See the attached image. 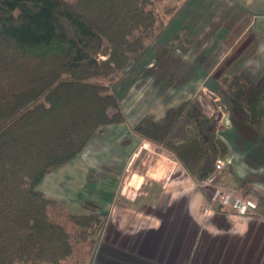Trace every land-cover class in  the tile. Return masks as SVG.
I'll return each instance as SVG.
<instances>
[{"label":"trees","instance_id":"1","mask_svg":"<svg viewBox=\"0 0 264 264\" xmlns=\"http://www.w3.org/2000/svg\"><path fill=\"white\" fill-rule=\"evenodd\" d=\"M158 1L0 0V264H66L87 243V258L71 263L86 264L103 215L72 212L39 184L122 120L108 113L118 99L105 80L161 31ZM222 82L238 122L264 132V78ZM135 131L164 143L198 180L229 150L195 99L145 115Z\"/></svg>","mask_w":264,"mask_h":264},{"label":"rangeland","instance_id":"2","mask_svg":"<svg viewBox=\"0 0 264 264\" xmlns=\"http://www.w3.org/2000/svg\"><path fill=\"white\" fill-rule=\"evenodd\" d=\"M214 5L210 0H159V12L163 18L161 31L149 42L143 53L132 57L122 73L111 82L105 80L110 83L118 99V105L110 107L108 113L111 117L119 115L122 120L107 124L91 138L88 147L100 152L107 167L91 168L85 179L83 178V184L87 183L86 191L90 193L107 189L114 194L115 200L108 205L111 207V215L103 216L96 244L86 259V264L100 261L99 249L103 242H124L128 237L130 239L127 241L134 240L133 233L139 230L140 224L132 223V218L118 217L121 215L119 210L123 213V210L128 212L139 209L144 214L143 225L161 224L152 214L149 218L146 216L149 211L162 208L165 195L172 194V189L178 196L197 193L201 197L203 194L205 201L203 197L196 198L194 194L195 198L191 199L189 207L183 208L184 211L179 210L180 216L176 212L178 209L174 208L167 218L168 222L173 219V225L170 227L169 224L167 231L164 225L158 228H143L152 233L154 241L158 243L172 241L175 245L174 254L183 253L184 258L189 255L199 259L203 252L201 244L214 240V232L207 230L199 240L198 234L204 231L208 219H199L196 206L198 203L195 201L203 200L206 206L210 189L203 188L201 183L204 180H198L189 173L164 143L144 137L135 131V126L145 115L152 114L161 118L162 116H157L158 112L176 107L187 99L200 101L205 113L216 119L217 136L225 139L229 145L225 157L220 156L226 164L217 172L219 183L235 187L240 194L246 196V192H252L247 189L248 186L251 188L257 185L242 182L240 177L237 179V175L246 178L250 171L257 180L264 181V132L238 122L225 90L216 86L222 85V80L227 76H238L247 87L254 86L264 78V34L258 33L254 24L246 19L226 21L225 11H218ZM150 109L152 111H149ZM128 111L137 117L140 116L136 123L128 121ZM138 111H141V114H138ZM128 126H131L133 131V137L130 136L128 140L130 146L127 148L130 157H127L125 169L120 171L123 146L114 139L113 130L119 132ZM108 142L111 144L110 148L103 150ZM247 147L259 148V151H256L261 153L262 158L256 159L253 154L246 153L244 148ZM261 149L263 153L260 152ZM81 179L78 177L76 182L80 184ZM167 180H172L171 186L166 183ZM133 184L134 187L130 188ZM130 189L134 190L132 195H129ZM82 192L79 186L76 187L73 190V198L80 199ZM262 195L263 198H256L260 202L264 199V194ZM96 196L95 198L99 197ZM177 203L176 207L182 204L181 201ZM79 208L73 205L69 210L81 213ZM84 208L87 209L84 213L99 212L102 215L95 206L89 205L87 208L84 205ZM127 225L136 229L127 228V232L131 234H121L119 226L123 228ZM141 237L143 236L139 232L137 239ZM198 241L200 246L194 255V250L186 248ZM180 244H185V248H177ZM88 247L87 243H79L76 256L66 264L74 263L75 258L82 255L87 258ZM160 253L161 251H158V254Z\"/></svg>","mask_w":264,"mask_h":264},{"label":"crops","instance_id":"3","mask_svg":"<svg viewBox=\"0 0 264 264\" xmlns=\"http://www.w3.org/2000/svg\"><path fill=\"white\" fill-rule=\"evenodd\" d=\"M210 3L215 4L214 8L218 9V11H225L226 21H239V19H246V21H251V23L254 24V27L258 33L264 34V25H259V23L264 24V0H210ZM149 111H152V109ZM165 111L162 110L161 112H158L157 116H163ZM127 113L128 121L136 123L139 120L140 116L137 117L136 115H133L131 111H128ZM138 114H141V111H138ZM133 123L130 124L132 125ZM128 128H122L120 129L121 131L119 130V132H116V129L113 130L114 139L118 144L123 146L121 151L122 159L119 168L120 171L125 169L127 165V157H130V152L128 151L129 149L127 150V148L130 146V142L128 140L129 137L132 136L133 131L131 126H128ZM109 145H111L109 142L105 144L103 150H108L110 148ZM256 150L259 151V148H244L246 153L253 154L256 159L262 158L261 153H258ZM260 152H262V149ZM101 156L102 155L97 151V149L90 148L87 145L85 149L73 160L55 169L54 171L47 173L41 180L39 188L45 193L47 197L65 202L67 207H70V209L73 207V205H75L80 207L79 210H82L81 213H84L87 210L84 208V205L85 207L87 206V208L89 205H92L101 211L103 216L109 217L111 215V207L108 205L114 202V194H112L107 189L100 191L97 190L90 193L86 191L87 183L86 185L83 184V178L85 179L91 168L97 169L99 167H107L105 162L106 160L103 157L101 158ZM111 168L112 167L109 169ZM250 173L251 172L249 171L246 178L237 175V179L239 180L241 178L242 182H248L254 186H258L251 188L248 186L247 189L252 192H246V196L253 198V200H255L257 203V209L250 215L244 217L243 221L241 222H231L225 213L213 211L206 215L203 213V200H195L198 203L196 206L198 207L197 215L199 219H208L204 231L199 232L198 234V236H200L199 240L202 239L206 230L207 232H214V240L210 241V243L204 242L201 244L203 252L201 254L202 257L199 259H195L194 257L192 258L189 255L184 258L183 253H177L175 255L173 252L175 245L172 241L168 242L166 240L165 242L158 243L157 241H154V235L148 232L146 229L150 226L158 228L164 225L167 231L169 224L170 227L173 225V219H171V222H168L167 218L170 216L174 208L178 209L176 210L178 214L180 209L189 207V203L191 202L192 198H195V195L196 198L203 197L204 199L203 194L200 197L197 193H194L195 195L191 194L178 196V194L173 192L174 189H172V194L170 193V195H165V198L163 199L165 203L161 205L162 208L160 210L149 211L148 216H146L149 218V216L152 214V217L158 218L160 220L159 222L161 223L159 225L158 223L155 225H143V221L145 220L142 218L143 212L139 209H134L133 211L131 210L128 212L127 210H123V213L119 210L121 215H118V217L124 219L132 218L130 221H132V223L140 224L139 226L137 225L140 228L138 231H134V240L132 242L127 241L130 239L129 237L124 242L117 240L112 242H103L99 249L98 261H100L94 264H264V202H262L264 199L261 202L256 199L257 196L263 198L262 194H264V181L261 179L257 180V178L253 177V174ZM249 175H252V177ZM78 177L82 178L80 184L76 182ZM185 180L187 181V179ZM171 181L169 182L167 180L166 183H169L171 186ZM254 182H260L261 184ZM183 185L185 186L186 184ZM78 186L81 188V190H83V192L80 199H74L73 190H75V188ZM131 187L133 188L134 184L130 185V188ZM103 191L106 192L103 193ZM133 193L134 190L130 189L129 195H132ZM95 196L97 198H95ZM177 196V201H181L182 204L177 205L176 207L175 205L178 204L176 201ZM183 197L186 199H183ZM185 203L187 205H185ZM178 216L180 215L178 214ZM181 225L183 226L184 223L182 222ZM127 226L123 228L119 226V232L123 235H130L131 233L127 232V228L136 229V227ZM145 226L147 227L143 228ZM139 232L143 237L137 239V234ZM207 232L206 236L208 235ZM199 246L200 241L194 243L192 246L188 245L186 249L194 250L195 255L199 249ZM177 248L182 250L185 248V244H180V246ZM158 251H161V253L158 254Z\"/></svg>","mask_w":264,"mask_h":264},{"label":"built area","instance_id":"4","mask_svg":"<svg viewBox=\"0 0 264 264\" xmlns=\"http://www.w3.org/2000/svg\"><path fill=\"white\" fill-rule=\"evenodd\" d=\"M225 164L222 159H217L214 171L201 183L203 188L210 189L203 213H225L231 222L238 223L257 209V203L252 198L240 194L235 187L219 183L217 172L225 167Z\"/></svg>","mask_w":264,"mask_h":264}]
</instances>
